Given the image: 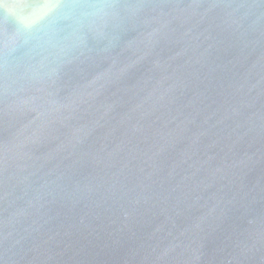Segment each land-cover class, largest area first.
<instances>
[{"label":"water","instance_id":"95a60500","mask_svg":"<svg viewBox=\"0 0 264 264\" xmlns=\"http://www.w3.org/2000/svg\"><path fill=\"white\" fill-rule=\"evenodd\" d=\"M0 264H264V0H0Z\"/></svg>","mask_w":264,"mask_h":264}]
</instances>
